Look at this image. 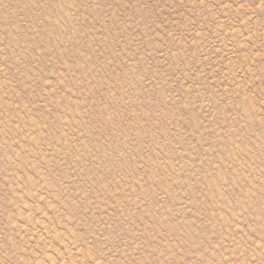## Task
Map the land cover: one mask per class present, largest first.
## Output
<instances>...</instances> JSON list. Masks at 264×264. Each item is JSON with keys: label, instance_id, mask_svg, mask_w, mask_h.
<instances>
[{"label": "rangeland", "instance_id": "rangeland-1", "mask_svg": "<svg viewBox=\"0 0 264 264\" xmlns=\"http://www.w3.org/2000/svg\"><path fill=\"white\" fill-rule=\"evenodd\" d=\"M0 264H264V0H0Z\"/></svg>", "mask_w": 264, "mask_h": 264}]
</instances>
